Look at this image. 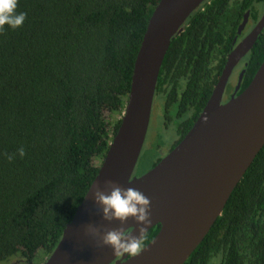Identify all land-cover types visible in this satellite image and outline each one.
Segmentation results:
<instances>
[{"label":"trees","instance_id":"obj_1","mask_svg":"<svg viewBox=\"0 0 264 264\" xmlns=\"http://www.w3.org/2000/svg\"><path fill=\"white\" fill-rule=\"evenodd\" d=\"M159 1L18 0L25 21L0 29V261L42 264L56 247L119 127ZM263 5L205 0L172 36L154 94L161 127L176 132L170 149L210 98L243 15L256 22ZM263 59L264 27L238 93ZM21 147L25 155L9 161ZM159 229L146 232L145 245ZM183 264H264V145Z\"/></svg>","mask_w":264,"mask_h":264},{"label":"water","instance_id":"obj_2","mask_svg":"<svg viewBox=\"0 0 264 264\" xmlns=\"http://www.w3.org/2000/svg\"><path fill=\"white\" fill-rule=\"evenodd\" d=\"M205 0H160L154 8L134 63L131 86L116 133L98 172L54 250L42 264H183L221 215L233 189L264 145V59L238 94L245 68L230 98L221 103L233 67L264 27V12L228 55L210 98L183 138L152 168L134 170L147 135L157 78L172 36ZM248 17L238 27L244 28ZM235 41V40H234ZM246 65V63H244ZM111 180L141 191L151 202V224L158 233L135 257L115 256L99 244L100 232L120 227L102 220L93 202L97 187ZM135 231L130 218L124 227Z\"/></svg>","mask_w":264,"mask_h":264},{"label":"clouds","instance_id":"obj_3","mask_svg":"<svg viewBox=\"0 0 264 264\" xmlns=\"http://www.w3.org/2000/svg\"><path fill=\"white\" fill-rule=\"evenodd\" d=\"M18 0H0V29L5 25L15 29L20 27L26 19V12H17ZM23 157V147L18 148L15 154H9L7 159L15 156ZM106 187H97L92 193L93 202L100 212L102 220L107 222L118 221L120 227L100 232L92 223L88 224L91 233L99 237V244L110 247L115 256L135 257L145 249V237L148 226L151 224V202L141 191L134 188H124L111 180H106ZM135 222V231L124 227L129 219Z\"/></svg>","mask_w":264,"mask_h":264},{"label":"rangeland","instance_id":"obj_4","mask_svg":"<svg viewBox=\"0 0 264 264\" xmlns=\"http://www.w3.org/2000/svg\"><path fill=\"white\" fill-rule=\"evenodd\" d=\"M235 77L236 75L233 77V82L236 79ZM161 110L162 104L157 101L152 108L146 140L134 170L135 176H139L148 171L151 168V163L155 156L162 158L164 155H166L170 149L172 141L176 137V132L172 128L166 129L161 127ZM99 164L100 162L98 165ZM11 263H15L13 259L8 260L7 262L0 261V264Z\"/></svg>","mask_w":264,"mask_h":264},{"label":"flooded vegetation","instance_id":"obj_5","mask_svg":"<svg viewBox=\"0 0 264 264\" xmlns=\"http://www.w3.org/2000/svg\"><path fill=\"white\" fill-rule=\"evenodd\" d=\"M260 7H264L263 6H260ZM246 12H248V17H247V21H246V24L244 26V28L242 29V31L240 32V34H237L232 42L233 46H232V50L244 39L248 36V34L253 30V28L256 26V24L259 22V20L261 19L262 15H263V12H264V9L263 11L261 12V15L259 16L258 20H256V22H253V17H250V12L249 10H247ZM245 12V13H246ZM245 15V14H244ZM244 15H243V19H244ZM242 19V21H243ZM241 21V22H242ZM241 24V23H240ZM250 49V48H249ZM231 50V51H232ZM249 51V50H248ZM248 51L237 61L236 65L233 67L232 69V72H231V75L229 77V80L226 84V87H225V90H224V93H223V96H222V100H221V103L227 101L231 94L233 93V90L235 88V85H236V81H237V75L238 73L240 72L241 69H243L242 65L246 62L244 61L245 59V56L247 55ZM234 75H236V79L235 81L233 82V77ZM232 78V79H231ZM240 89V88H239ZM239 89L237 90V93L238 94V91ZM146 140V138H145ZM145 143V142H144ZM171 149H169L170 151ZM168 151V152H169Z\"/></svg>","mask_w":264,"mask_h":264}]
</instances>
